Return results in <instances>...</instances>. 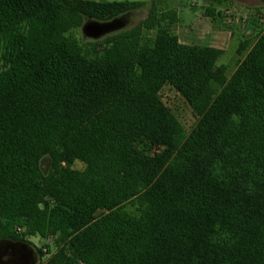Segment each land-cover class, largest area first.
I'll use <instances>...</instances> for the list:
<instances>
[{"label":"trees","instance_id":"obj_1","mask_svg":"<svg viewBox=\"0 0 264 264\" xmlns=\"http://www.w3.org/2000/svg\"><path fill=\"white\" fill-rule=\"evenodd\" d=\"M155 4L99 48L71 30L143 2L0 0V236L20 222L87 264H264V34L225 83L221 51L180 44ZM164 84L198 116L183 142Z\"/></svg>","mask_w":264,"mask_h":264},{"label":"rangeland","instance_id":"obj_2","mask_svg":"<svg viewBox=\"0 0 264 264\" xmlns=\"http://www.w3.org/2000/svg\"><path fill=\"white\" fill-rule=\"evenodd\" d=\"M95 2H143L144 6L138 10L132 11L120 18L111 20L116 24L111 32L100 35L97 38L85 36L82 33V27L97 21L90 19L83 20L79 28L71 30L72 36L79 40L82 44L96 43L101 48V43L107 36L120 32L121 30L134 27L136 24L147 18L152 7V1L156 2V10L158 15H172L175 13V22L171 23L170 18L162 21V28L168 33L175 35L178 42L182 45L195 47H210L221 51V55L216 60V66L223 68L225 83H228L235 72L239 62L243 59L247 50L255 43V41L264 34V0H227L224 4H219L217 13L213 19L205 17V6H192L191 0H89ZM191 3V5H190ZM191 13L199 18V33L193 35L188 26V15ZM178 15V18H177ZM111 21L98 22L109 23ZM214 23L221 27L225 34L221 39H209L203 34V29H207V25ZM205 24V25H204ZM206 31V30H205ZM156 29L143 30L141 34V42L151 46L153 44ZM209 39V40H208ZM209 42V44H208ZM4 49V48H3ZM0 46V64L1 56L4 51ZM210 88L205 91L206 95L216 94L220 87L215 82H210ZM211 89V90H210ZM157 97L163 108L170 114L172 118L171 127L174 131H178L177 141L183 140L189 135L196 126L198 116L181 97L174 87L170 84H164L158 91ZM206 97L205 99H207ZM138 148H145L146 152H157V149L148 147L145 143H136ZM39 167L43 173L52 170L51 160L43 157L39 161ZM72 170L83 172L86 164L81 160H75L71 167ZM104 209L97 211V215L104 213ZM9 237L0 236V264H65L67 259L72 258L71 264H87L84 257L88 253L85 248L83 252L70 244V240H64L58 235H47L45 237L37 234L26 235L22 223L17 222L6 225Z\"/></svg>","mask_w":264,"mask_h":264},{"label":"crops","instance_id":"obj_3","mask_svg":"<svg viewBox=\"0 0 264 264\" xmlns=\"http://www.w3.org/2000/svg\"><path fill=\"white\" fill-rule=\"evenodd\" d=\"M227 1V0H191L190 2H192V6L195 8V6H200L201 4L203 6H205V10H204V15L205 17H211L213 19L212 16H208L206 14V9H213V16L215 13H217V9L220 7L219 4H224V2ZM191 5V3H190ZM188 17V26H190L192 32H193V35H197V34H200L199 32V29H197L199 26H200V21H199V18L198 17H195L194 14L191 15V13L187 16ZM177 18H178V15H177ZM205 25V24H204ZM206 30V31H205ZM203 34H205L204 36L208 38L209 36V39L213 38V39H221L225 34H230V32H223V30H221V27L218 26V25H215L214 23L210 24V25H207V29H206V25H205V29H203ZM208 39V40H209ZM209 44V42H208Z\"/></svg>","mask_w":264,"mask_h":264},{"label":"water","instance_id":"obj_4","mask_svg":"<svg viewBox=\"0 0 264 264\" xmlns=\"http://www.w3.org/2000/svg\"><path fill=\"white\" fill-rule=\"evenodd\" d=\"M115 24H116V22L114 23L113 21H111L109 23L93 22V23H90V24L83 26L82 27V33L85 36L97 38L100 35H104L106 33L111 32L113 30Z\"/></svg>","mask_w":264,"mask_h":264}]
</instances>
